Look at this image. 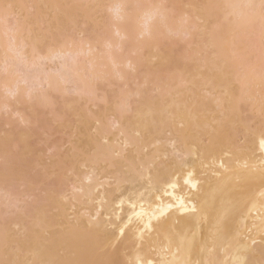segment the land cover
I'll return each mask as SVG.
<instances>
[{
	"label": "bare ground",
	"instance_id": "6f19581e",
	"mask_svg": "<svg viewBox=\"0 0 264 264\" xmlns=\"http://www.w3.org/2000/svg\"><path fill=\"white\" fill-rule=\"evenodd\" d=\"M261 3L0 0V264H264Z\"/></svg>",
	"mask_w": 264,
	"mask_h": 264
},
{
	"label": "rangeland",
	"instance_id": "374dc122",
	"mask_svg": "<svg viewBox=\"0 0 264 264\" xmlns=\"http://www.w3.org/2000/svg\"><path fill=\"white\" fill-rule=\"evenodd\" d=\"M29 5H30V4H29ZM29 7H30V6H29ZM32 10H33V9H32ZM32 10H30V11H32ZM14 17H15L14 19L19 18V16L17 17V14L14 15ZM12 18H13V16H12ZM14 19H13V20H14ZM10 20H11V19H10ZM14 21H15V20H14ZM11 22H13V21L11 20ZM84 35H85V33H84ZM84 35H83V36H80V35H79V36H80V38H85ZM45 66H46V65H45ZM47 66H48V67H45V68H47V69H49V68H53V67L55 68L56 66L59 67V65H57V63H56L55 65L47 64ZM50 66H51V67H50ZM72 88H73V85H72V84H71V85L68 84L67 89H68V91L70 90V91H69V92H70L69 94H72V92H73V91H71ZM72 90H73V89H72ZM73 94H74V93H73ZM73 94L71 95V97L74 96ZM90 104H91L90 107H91L92 110H93V109H96V107L93 106V103H90ZM14 106H15V105H14ZM14 106H13V107H14ZM59 107H60V106H56V107H55V110H56L57 108H59ZM93 107H94V108H93ZM11 108H12V107H11ZM11 108H10V110L12 111V110H14L15 108L18 109V106H15V108H12V109H11ZM6 110H8V111H6ZM10 110H9V109L2 110V112H1L2 114L0 113V115H4V116H5V119H4V116L2 117V119L6 120V118H7L8 116L12 117L13 114L11 115V113H13V112L15 113V117H14V118H15V119H18V118H17V117H18V116H17L18 114L16 115L17 112H15L16 110H14L13 112H10ZM57 110H58V109H57ZM3 111H6V112H8V113L3 112ZM42 111H43V110H42ZM42 111H41V112H42ZM43 112H45L46 115H47V112H49V110H48V109H45ZM43 112H42V113H43ZM6 114H7V115H6ZM16 116H17V117H16ZM0 117H1V116H0ZM8 119H9V117L7 118V120H8ZM5 122H6V121H5ZM11 122H12V121H11ZM22 122H23V121H22ZM22 122H18V124H16L17 121L15 120L14 123L16 124L15 126L18 125L19 128H22L21 126L24 125V122H23V123H22ZM75 122H76V119H75ZM8 124H9V126H8ZM8 124H6V126H5V123H4V125L2 126V128H3V127L6 128V129L3 128V130H4L5 132H8L7 130L11 131V130H13V128H15V127L13 126V125H14L13 123L8 122ZM12 124H13V125H12ZM20 124H21V126H20ZM53 124H54V123H53ZM53 124H52V127L54 126ZM58 124H59V123H57L56 126H54L55 128H54V127H53L52 129L47 128V129H45V131H47V133H48L49 131H51V130H53V132L56 131L57 128H59V127H57ZM75 124H76V123H75ZM75 124H74V119H73V123H72L73 127L70 126V127L67 128V129L64 128L65 130H64L63 128H62V130H61V128H59L60 132L56 131V132H54V134H53L52 131H51L50 133H48V135H47V133H46L45 131H44V132H41L42 134L39 133L41 136L39 135L40 138L35 139V142H36L37 144H39V142H42V141H43V142H42V143H43L42 145H40L41 143H40L39 145L36 144V145H37V146H36V149H39V150H40L39 153H41V155L43 156V157H41V158L43 159V161H41V162H44V164L42 163L43 165H49L50 163H52V160H54V159L51 157L53 154H50V153H51V150L54 149V148H53L54 145L56 146V144H57V147H56V148L59 147L58 150L61 151V152L64 153V154L67 153L66 151L69 152V151L72 149V148H70V147L73 146V145H71V143L73 142V140L78 141V139H76V138H78V135H77L76 133H75V134L73 133L74 135L72 134V132H74V129H73V128H74ZM10 125H12V127H11ZM26 126H27V125H26ZM24 127H25V126H24ZM36 127H37V126H36ZM36 127L33 128V131H34V132L36 131ZM48 129H49V130H48ZM55 129H56V130H55ZM69 129H70V130H69ZM71 129H72V130H71ZM37 132H38V131H37ZM64 132H65V133H64ZM50 134H51V136H50ZM67 134H68V135H67ZM46 135H47V136H46ZM70 136H72V137H71L72 139H69V138H68V137H70ZM36 137H38V136H36ZM42 137H43V138H42ZM50 137H51V138H50ZM41 138H42V139H41ZM49 138H50L51 140H50ZM79 138H80V136H79ZM40 139H41V140H40ZM67 139H68L69 141H67ZM38 140H39V141H38ZM47 140H48V141H47ZM53 140H58V141L55 142V141H53ZM60 140H62V144L64 143V146H62V148H64V149L61 148V145H62V144L60 143ZM65 140H66L67 142H66ZM70 140H71V141H70ZM52 141H53V142H52ZM64 141H65V142H64ZM46 142H47V144H46ZM68 142H70V143H68ZM49 143H50V144H49ZM45 144H46V145H45ZM53 144H54V145H53ZM58 144H59V145H58ZM72 144H74V142H73ZM43 145H44L45 147H44ZM48 145H49V147H48ZM52 145H53V147H51ZM41 146L44 147V148L42 149ZM50 147H51V148H50ZM40 148H41V149H40ZM46 148H47V149H50V150H48V151L46 152V150H47ZM60 149H62V150H60ZM66 149H67V150H66ZM128 149H129V148H128ZM128 149H127V151H126L127 153H128V151H129ZM39 150H37V151H39ZM54 150H55V149H54ZM63 150H64V151H63ZM56 151H57V149H56ZM48 152H49L50 155H49V154H46V153H48ZM54 152H55V151H53L52 153H54ZM62 153H61V154H62ZM48 155H49L51 158L48 157ZM44 156H45V158H44ZM48 158H49V159H48ZM45 160H46V161H45ZM49 160H50V161H49ZM82 169H83L84 171H88V169H86V167H82ZM85 169H86V170H85ZM107 170H108V171H107ZM107 170L105 171V173L109 172V170H110V172H112V171H111L112 169H107ZM110 172H109V174H108V173L105 174V173L103 172V173H101L102 176H100V177L102 178L103 175L105 174L104 177L107 176L108 178L106 177V179H108V180L110 181V182H109V181L107 180L108 183H110L111 185H113V182H114V181H112V180H114V177H113V175H112ZM69 175H70V174H69ZM111 175H112V177H111ZM71 176H73V175H70V176H69V179H70V180H73L74 176H73L72 178H70ZM110 177H111L112 179H111ZM108 187H109V186H107V188H108ZM110 187H111V186H110ZM110 187H109V188H110ZM68 188H69V187H68ZM19 189H20V191H23V190H24V189L18 188L17 191H18ZM24 191H25V190H24ZM39 191L42 192V190H37L36 193H37V192H38V193H37V194L35 193V194H36V195H40V194H39ZM18 193H20V192H18ZM2 194H3V193H0V196H2ZM35 194H34V195H35ZM67 194H69L68 196H69L70 198L72 197V195L70 196V192H69V193L67 192ZM23 197H24V198H23ZM23 197H22V198L20 197L18 201H20V199H24L23 201L26 202V201L28 200L26 203H30L31 201H29V200H33V198H34V196L31 197L30 195L23 196ZM8 198H10V199H7V201L10 202V203L12 202V200H13L14 202H17V200L15 199V197H14V198H13V197H8ZM11 198H13V199H11ZM25 198H26L27 200H25ZM21 201H22V200H21ZM21 201H20V202H21ZM23 201H22V202H23ZM22 202H21V203H22ZM25 202H24V203H25ZM10 203H8V204L11 206ZM18 203H19V202L15 203V205H16V204L18 205V207H17V205H16L17 208L15 207V208H16L15 211H18V210L20 209L19 207L22 208V205H25V206H26V203H25V204L23 203V204H20V205H19ZM13 204H14V203H12V206H13ZM15 205H14V206H15ZM14 206H13V207H14ZM13 207H12V208H13ZM15 208H14V209H15ZM14 209H12V210H14ZM12 210H10V208H9V212L12 213V212H13ZM74 210L76 211V209H74V208H73V211H71V217H70V218H72V219H71L72 221L74 220V218L72 217V216H74V215H73V214H74ZM72 212H73V213H72ZM11 213H10V214H11Z\"/></svg>",
	"mask_w": 264,
	"mask_h": 264
},
{
	"label": "snow or ice",
	"instance_id": "6c2138e0",
	"mask_svg": "<svg viewBox=\"0 0 264 264\" xmlns=\"http://www.w3.org/2000/svg\"><path fill=\"white\" fill-rule=\"evenodd\" d=\"M261 9H262V11H264V0H262ZM193 187H195V185H193Z\"/></svg>",
	"mask_w": 264,
	"mask_h": 264
}]
</instances>
